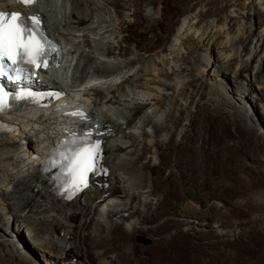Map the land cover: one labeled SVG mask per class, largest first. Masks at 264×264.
<instances>
[{
    "label": "bare ground",
    "instance_id": "6f19581e",
    "mask_svg": "<svg viewBox=\"0 0 264 264\" xmlns=\"http://www.w3.org/2000/svg\"><path fill=\"white\" fill-rule=\"evenodd\" d=\"M50 1L46 0L44 7H35L34 11L54 40L60 43L68 42L78 52L80 59L73 68L74 89L68 90L75 91L74 96L78 99L69 101L72 106L61 104L40 108L41 104L26 108L22 104L20 109H16L18 111L0 118V126H5L4 130L0 127V185L6 182L10 187L9 191L0 189V207L19 222L17 233L24 225L21 232L25 229L32 245L42 252L37 256L27 252L30 260L28 264H68L71 259V264H124V261L131 264L128 260L135 257L136 244L133 240L137 234L151 232L160 236L166 233L172 224L171 216H181L188 226L192 224L189 218L193 215L200 222L198 226H202L201 223L209 217V211L211 215L218 217L222 208L225 209L220 204L232 207V210L226 209L225 218L215 222L218 227H223L218 234L220 237L227 236L224 230L226 226L233 224L232 216L237 222L244 221V224L248 221L257 228L258 223L264 221V190L257 191L252 183H245L239 177L241 171L237 155L244 152L256 153L261 148L256 146L250 133L244 131L242 120L233 118L234 114L226 115L202 103L207 99L202 82L209 80L210 76L202 75L196 78L192 73L194 67L201 62L198 53L212 52L213 47L219 45L221 49L217 60L213 59L212 62V66L216 68L217 61L216 76L212 81L226 86L225 79L232 75L234 88L241 95H245L246 91L252 90V85L245 90L242 83L247 81V56L255 53L258 58L256 65L254 64L253 82L260 86L259 92L264 93V81L261 80L264 78V70L259 67L264 66V51L263 55L260 51L262 46L264 47V35H260L264 28V0H177L185 12H192L200 7V10L189 18L186 29L180 33L181 45L188 47L186 46V50L181 54L171 48L168 56L159 55L144 60L142 66L136 70L135 87H129L132 86L130 81L133 75L124 74L121 81H118L113 75L109 77V73L112 70L121 71L140 59L115 64L109 58L117 60L118 57L126 55V51H121L120 46L128 39L123 30L128 21L135 25L144 23L145 34L154 30L156 25L151 24L153 20L149 19L150 14L140 19L141 2L133 1L136 9L131 11L127 3L120 4L117 0H63L68 3L69 11L65 8L67 11L56 20L55 9L50 15L45 13ZM228 8H233L234 14L228 15L225 22L219 19L215 23L203 25L209 16L225 13ZM0 9L8 12L26 11L16 7L11 0H0ZM241 19H245L253 29L247 38H238L237 42L232 44L228 36ZM187 28L193 32L189 33ZM257 29L259 34L252 48ZM243 32H248V26L243 28ZM237 45L242 47L241 50ZM117 48L119 52L115 51ZM139 48L146 55L151 52V48ZM60 64L56 62L48 71L39 72L40 92L51 93L62 89L56 80L50 81L47 77L48 72L58 70ZM91 70L102 76L88 82ZM26 73L30 74L26 80H33L31 75L35 72L28 68ZM37 78L38 75L35 81ZM180 78L183 79L182 86L180 82H176ZM114 92L113 99H107V94ZM254 92L256 91L253 88L252 93ZM259 96L264 97V94ZM84 97L91 99V104L86 102ZM182 97L185 102L189 101L190 107L195 105V113H192L189 107L171 111L173 101L183 100ZM151 107L155 109L154 115L163 120V124L153 125L152 118L145 116V111ZM54 108L57 109L54 113L61 112V115L66 112L74 113L79 109L83 110L84 114L89 111L92 119L88 121L87 127L93 128L95 125L96 129L92 131L104 133L102 140L106 134L110 139L113 133L115 136L123 134L124 139L128 140V143L131 142L130 145L124 146L125 144L120 143L122 141L116 139L106 146L104 163L109 170L108 176L95 179L97 186L92 187L90 192L85 191L78 198L68 201L53 196L49 175L44 174L40 168L41 158L51 150L52 141H58L59 137H69L78 131L76 119L69 116L65 117L60 134L57 132L55 137H50V131L56 129L53 121L55 116L47 112ZM249 110L252 112L251 107ZM109 111L115 112L122 123L117 118H112ZM129 113H132L130 118L127 116ZM92 114L103 119L93 117ZM136 118H139L140 122L142 120L143 127L153 125L151 145L141 143L138 136L123 131V122L130 127ZM11 125L18 128V141L6 134ZM179 128H182V132L181 142L178 143L175 139ZM144 129L142 128L141 136L149 137L150 134ZM232 131L237 140L230 145L227 139L234 138ZM184 142L186 144L182 146ZM134 146V160L123 157L124 152ZM149 153L151 156L147 157ZM140 163V168H137ZM176 168L178 169L175 170ZM139 170L150 171V185L145 183L135 188L128 186V178L125 177L135 175ZM112 171L122 174L124 186H119L120 181L118 177H114ZM245 172L249 173L247 169ZM240 186L245 187L247 199L235 202L240 193ZM186 188L194 190L189 200L196 206L185 202ZM120 191L125 194L124 198L120 197ZM255 194L257 197L254 200L252 196ZM102 201L105 203L101 204ZM93 204L94 213L91 208ZM104 204L122 206V209L98 212V207ZM92 215L99 216V219L95 221L94 217L91 218ZM122 216H128L124 222H131V229L121 227L118 220H124ZM0 224L5 225L1 216ZM154 224L155 227L152 226ZM4 230L3 233L0 232V245L10 242V239H6L9 235H6ZM260 231L261 237L264 238V228ZM14 232L11 228L10 236L16 237ZM39 236L41 238H38ZM190 236L189 232L185 233L181 244L188 246L186 241ZM44 237L45 240L42 239ZM126 239L133 244H123V251L120 252L121 244ZM171 240L160 238L154 244L159 249L161 244L170 246ZM235 250L232 257L235 259L234 264H256L264 260L263 254L246 248Z\"/></svg>",
    "mask_w": 264,
    "mask_h": 264
},
{
    "label": "rangeland",
    "instance_id": "374dc122",
    "mask_svg": "<svg viewBox=\"0 0 264 264\" xmlns=\"http://www.w3.org/2000/svg\"><path fill=\"white\" fill-rule=\"evenodd\" d=\"M120 4L127 3L129 5V9L135 10L136 7L133 3L135 0H117ZM141 2L140 4V19H144L148 14H150L149 19L153 20L151 24L155 23V28L150 34L144 33V23L140 25H135L133 22L128 21L127 24L123 26L124 34L128 38L126 42L122 43L120 46L121 51H126V55L124 57H118L117 60H112L115 64L118 62L120 64H124L126 61L130 59H136L139 58V61H136L133 65L128 66L126 68H123L121 71L119 70H112L109 73V77L115 78L118 81H121V76L124 74H131L134 77H132V80L130 83L132 86L129 87H135V84H137L136 81V70L142 66L144 63V60L151 59L153 57L157 56H168L169 50L171 48L176 49L181 54L183 51L186 50L188 47L187 45L182 46L181 45V37L180 33L183 32L186 29L187 23L191 15H195L199 8L196 10H193L192 12H185L183 7L177 2V0H139ZM47 4L46 0H42L39 2L37 7L40 8L44 7ZM50 6L46 8V15L52 14L54 9L56 10V14L54 15L55 19L58 20L61 18V16L64 14L65 11H69V5L68 3L64 2L63 0H51L49 2ZM155 4V5H154ZM221 5V4H220ZM67 10H66V9ZM202 8V7H201ZM196 11V12H195ZM234 9L228 8L225 13H220L217 16L211 15L205 21L203 22V25L205 24H212V22H217L219 19L223 22L226 21V17L228 15H232ZM59 17V18H58ZM196 22V20H194ZM248 26V32L244 33L243 28ZM249 23L245 19H241L239 22H237L236 25H234L233 30L230 32L228 38L230 41H232V44L236 43L238 38H247L248 35H250L251 29L253 27H249ZM189 30V28H187ZM258 30V31H257ZM256 30V33L254 34V40L252 44V48L254 46L255 41L257 40V34H259V29ZM263 32L260 35H264V28L262 29ZM193 30H189V33H192ZM154 37V38H153ZM264 42V40H263ZM64 50V58L60 64V67L58 70L54 69L47 77L52 81V79L56 80L62 89L61 90L65 95V100L73 101L77 100L78 98L74 95L76 94L75 91L70 92L68 90L74 89L72 88L74 80H73V74H74V65L78 58V52L75 51L74 47L69 44L68 42H61ZM151 46V47H150ZM181 46V47H180ZM187 46V47H186ZM219 46V45H218ZM218 46L213 47L212 52L211 51H200L198 53V57L200 58L201 62L200 64L196 65L194 67L193 75L196 78L202 77L204 75L205 77L210 76V79L203 80L202 89H204L205 93L207 94V99H205L202 103H205L211 108L220 110L227 114H234L233 118L242 120L241 125L244 129V131H247L250 133L252 139L254 140V143L256 146H259L261 149L257 152L259 153H240L237 155L238 164L240 165V171L244 172L239 174V177L243 179V182L245 183H252L253 187L257 190H264V97L259 96L260 94H264L259 92V87L257 83L253 82L255 79L254 68L257 61V54L251 53V55L247 56V60L249 62V68L247 69V81H242L243 87L245 90H248L250 85L252 90L256 92L252 93V90H248L245 92V95H241V93L234 88V85L232 83V75H228L225 79L224 85H219L213 78L216 76L217 71V61H216V68L212 66L213 59L217 60L218 53L220 52V49ZM151 48V52L149 54H145L143 51L140 50V48ZM237 47L241 46L237 45ZM116 52H119L118 48L115 50ZM264 51V47L262 46V49L260 50ZM243 55V53H242ZM254 55V56H253ZM214 57V58H213ZM204 64V65H203ZM255 64V65H254ZM260 64V62H259ZM264 70L263 65H259ZM257 71V70H256ZM89 75V81H92L93 79H98L102 75H97L92 72ZM113 73V74H112ZM116 74V75H115ZM115 76V77H114ZM120 79V80H119ZM262 81H264V78H261ZM211 81V82H210ZM176 82H180L179 84L182 86L183 79H177ZM130 85V84H129ZM228 85V86H227ZM130 89V88H129ZM232 90V91H231ZM237 90V91H236ZM196 93V91H194ZM114 93L107 94V99H113ZM121 95L124 98L123 92ZM143 95V94H142ZM141 97V94H139ZM144 98V97H143ZM183 100H174L172 104L171 111H178L182 108L189 107L188 109L191 110L192 113H195L196 108L195 105L191 106L189 105V101L185 102L184 97H182ZM86 102L88 101L91 104V99L84 97L83 98ZM91 100V101H90ZM222 100V101H221ZM224 100V101H223ZM224 103V104H223ZM227 103V105H226ZM229 103V104H228ZM92 107V106H91ZM90 108L91 112L93 111L92 108ZM250 107L252 108V112H250ZM57 110L54 108L53 110H49L48 114H53L55 116V119L53 120L55 122V130H51V136L55 137L57 135V132L60 134L61 127L63 126L65 117H69L66 114L61 115V112H58V114H55L54 111ZM147 111V112H146ZM145 111V116L152 118V124H163V120H160V117L155 116L153 112H155V109L151 107L149 110ZM157 111V110H156ZM95 114V113H94ZM109 115L112 118H117V114L113 111H109ZM188 115V111H187ZM92 116L96 118H101L99 116H95L92 114ZM128 118L132 116V113H129ZM10 118V117H9ZM92 119V118H91ZM26 120V119H24ZM117 120L122 123V120L120 121L119 118ZM142 120L140 122L139 118H136L135 122L130 126L127 127L123 122V131L126 134H132L134 136H138L141 143H148L152 144V137H153V125L148 127H143L141 125ZM3 130L5 129V126H0ZM142 128L146 131H148L149 137H142ZM6 129H8L6 127ZM152 131V132H151ZM181 132L182 128L178 129L176 133V141L179 143L181 142ZM231 133V132H230ZM6 134L10 138H15L17 141L19 140V131L16 126L9 127ZM232 135L233 131H232ZM116 139L122 141L124 146L130 145L131 142L128 143V140L124 139L123 134L116 135L112 133V137L108 139V135L104 139V142L106 146L111 145ZM237 140V136L234 135V138L227 139L228 143L230 145H233ZM186 142L182 144L184 146ZM181 148V147H180ZM130 150L132 152L130 153ZM21 151V149H20ZM135 146L134 148H130L124 152L123 157L128 158L129 160H134L135 156ZM247 152V151H246ZM21 154V152H20ZM134 154V155H133ZM137 155V154H136ZM151 156V153L147 154V157ZM105 160H106V154H105ZM179 164V163H178ZM177 164V165H178ZM141 163L137 166V168H140ZM178 168L179 165L177 166ZM176 168L175 170H177ZM249 171V173L245 172ZM112 174L114 177H118L120 181L119 186L123 185V179L122 174L118 171H112ZM188 175V174H187ZM219 176V174H218ZM151 177L150 171H142L139 170L138 173L132 176H126L125 178H128V186L135 188L138 185H143L149 183V178ZM189 178V176H188ZM113 179V177H112ZM1 182V180H0ZM109 182V181H108ZM107 183V182H106ZM10 187L6 185V182L4 185H0V189L2 191H9ZM92 189V187H91ZM240 193L235 198V202H241L247 199V196L245 195V187L240 186ZM91 191V190H90ZM89 191V192H90ZM184 194L186 195L187 199L185 200L186 203L194 204L192 201L189 200L194 194L193 189L186 188ZM111 195V194H110ZM120 197L124 198L125 194L120 191ZM111 197V196H110ZM257 194L252 196V199H256ZM117 201V200H116ZM115 201V202H116ZM105 203L104 201L101 202ZM212 203V202H211ZM218 203V202H216ZM118 205V204H116ZM222 207L221 213L217 216L211 215L209 211V217L208 219L201 223L202 226H198L200 222L195 219V216H190V220L192 224L186 225L184 223V220L181 216H171L170 219H172V224L169 226V229L166 233L160 234V236L151 233V232H141L137 234L134 237V243L135 246V253L134 256L130 258L128 261L131 264H234L233 260V254L235 253V249H248L253 252L259 253L260 255H264V238L261 237L260 229L264 228V221L258 223L257 228H255V224L247 223L242 224V222H237L236 218L232 216L231 224L230 226H226L224 230V233L227 236L220 237L218 234L220 233V230H222L223 227H218V224H215L216 221L220 218H225L226 216V209L232 210V207L230 205H224L220 204ZM103 206V207H102ZM95 204L91 205L92 213L95 212ZM103 209V210H102ZM121 210L122 206H115L114 204H110L109 206L101 205L98 207V212L102 213L106 210ZM208 208L206 207V210ZM89 210V209H88ZM126 213L124 212V215ZM180 215V214H179ZM0 216L2 217V220L4 222V226L0 224V232L3 230L6 232V239H10V242L6 243L7 245H0V264H28L30 261L27 252L34 253L36 256L38 254H42L38 249H36L32 245V241L28 237V233L25 232V229L23 232L21 230L23 229L24 225L21 226L19 232L17 233L18 223L15 218H13L11 215H9L2 207H0ZM94 217L95 221L99 219V216L92 215L91 218ZM128 218V216H122V219L124 220H118L120 222L121 227H125L128 229H131V222L125 223L124 221ZM114 220V222H116ZM6 222V223H5ZM162 222V221H160ZM9 225V226H8ZM151 226V224H150ZM152 226H156L155 224ZM7 228V229H6ZM14 230L16 232V237L13 235L10 236V231ZM93 229H96L95 223L93 224ZM9 230V231H8ZM58 231V230H57ZM146 231V230H145ZM227 231V232H225ZM14 232V233H15ZM130 232V230H129ZM189 232L191 234L190 238L188 239V246L181 244V241H183V236L185 233ZM238 233V234H236ZM17 238V239H16ZM38 238H41L39 236ZM160 238H166V239H172L170 246H165L166 244H161L159 249L155 246V241L159 240ZM24 239V240H23ZM45 240V237L42 238ZM12 241V242H11ZM123 244H133L131 241L127 240L124 241L121 244L120 252L123 251ZM23 247V248H22ZM156 247V248H155ZM158 249V250H157ZM161 252V253H160ZM255 253V254H256ZM247 257L246 255H244ZM39 257V256H38ZM49 258V256H46ZM260 256H252V258H256ZM264 258V257H263ZM259 261V259L257 258ZM70 262L72 261L69 260ZM38 262V261H37ZM68 264H71V263ZM247 263V262H246ZM243 263V264H246ZM74 264V263H72ZM124 264L126 262L124 261ZM236 264H241L240 262H237ZM247 264H254V263H247ZM256 264H264V260L259 261Z\"/></svg>",
    "mask_w": 264,
    "mask_h": 264
},
{
    "label": "snow or ice",
    "instance_id": "6c2138e0",
    "mask_svg": "<svg viewBox=\"0 0 264 264\" xmlns=\"http://www.w3.org/2000/svg\"><path fill=\"white\" fill-rule=\"evenodd\" d=\"M18 3L32 6L38 0H17ZM30 24H25L18 12L0 11V77H7L9 80L19 81L28 78L30 74L20 67L27 63L39 69L41 66L48 67L47 57L52 53L58 54V49L41 30V21L37 16H30ZM7 68H12L15 76L9 75ZM42 94L33 93L26 89L18 92L14 98L23 99L26 97H38ZM53 97H59L61 93H47ZM8 93L0 87V111L7 107L6 97ZM71 115L83 113L74 112ZM86 139V137H85ZM100 145L94 142L87 146H80L73 149L70 154L63 157L65 168L70 180L67 182L66 191H80L87 187L89 173L95 172L99 167ZM106 173V169H103Z\"/></svg>",
    "mask_w": 264,
    "mask_h": 264
}]
</instances>
